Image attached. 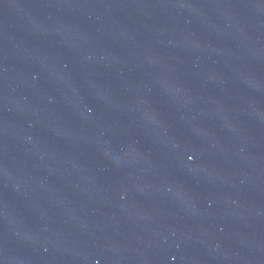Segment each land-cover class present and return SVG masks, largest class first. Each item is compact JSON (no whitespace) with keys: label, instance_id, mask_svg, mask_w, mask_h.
<instances>
[{"label":"water","instance_id":"obj_1","mask_svg":"<svg viewBox=\"0 0 264 264\" xmlns=\"http://www.w3.org/2000/svg\"><path fill=\"white\" fill-rule=\"evenodd\" d=\"M0 264H264V0H0Z\"/></svg>","mask_w":264,"mask_h":264}]
</instances>
